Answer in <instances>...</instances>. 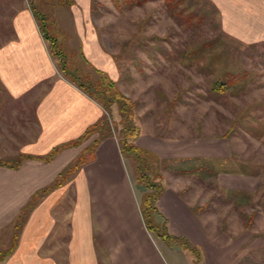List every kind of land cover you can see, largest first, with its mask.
Returning <instances> with one entry per match:
<instances>
[{
  "label": "rangeland",
  "instance_id": "rangeland-1",
  "mask_svg": "<svg viewBox=\"0 0 264 264\" xmlns=\"http://www.w3.org/2000/svg\"><path fill=\"white\" fill-rule=\"evenodd\" d=\"M72 1L0 0V47L14 37L15 15L29 10L49 37L45 41L49 52L54 50L58 71L64 69L67 78L101 106L118 142L127 112H121L117 92L134 103L133 122L147 133L223 143L230 151L227 168L256 175L261 183L240 206L246 214L255 212L250 230L240 211L227 202L233 201L227 190L219 201L215 190L189 176L163 172L164 177L168 185L182 188L193 206L208 207L200 212L204 224L211 235L225 233L236 241L239 264H264V212L257 206L264 202V46H243L226 36L207 0H175L170 6L167 0H92L90 16L79 18L84 26H95L102 46L114 58L119 74L114 81L110 73L83 60ZM179 10L184 11L182 17L194 14L193 19L185 23L174 18L172 12ZM215 82L225 84L223 93L211 91ZM0 111V150L27 138L26 132L35 133L31 111L14 114L6 106ZM15 159L0 158L9 163ZM125 159L141 202L145 188L137 181L136 164ZM71 206L69 191L56 217H65ZM16 232L14 225L0 230V257L12 248ZM150 235L165 264H203L191 251L163 241L158 231Z\"/></svg>",
  "mask_w": 264,
  "mask_h": 264
},
{
  "label": "crops",
  "instance_id": "crops-1",
  "mask_svg": "<svg viewBox=\"0 0 264 264\" xmlns=\"http://www.w3.org/2000/svg\"><path fill=\"white\" fill-rule=\"evenodd\" d=\"M74 1L73 27L82 56L87 64L117 81L114 58L102 46L95 26H84L79 18L90 16L92 0ZM208 1L217 9L226 36L243 46H264V0ZM13 27L14 37L0 47V109L6 106L14 114L31 111L35 133L32 130L24 140L10 141L14 146L0 150V158L45 156L81 138L104 118V110L58 71L29 10L15 15ZM140 130L136 145L163 160L230 158L221 142L152 135L142 126ZM97 139L98 134H93L81 145L63 149L50 162L30 159L18 169L0 165V230L12 227L32 198ZM164 180L159 208L168 219L170 233L199 248L203 264H239L236 241L225 233L211 235L194 211L196 206L184 198L182 188L168 185L166 176ZM257 181L255 176L242 174L221 173L218 177L223 190L248 194L261 185ZM69 191L71 209L57 218L55 211ZM0 264H165L144 223L140 198L114 135L99 141L70 181L39 199L14 252Z\"/></svg>",
  "mask_w": 264,
  "mask_h": 264
},
{
  "label": "trees",
  "instance_id": "trees-1",
  "mask_svg": "<svg viewBox=\"0 0 264 264\" xmlns=\"http://www.w3.org/2000/svg\"><path fill=\"white\" fill-rule=\"evenodd\" d=\"M175 0H167L168 6L172 5ZM208 1V0H207ZM210 4L211 2L208 1ZM74 3V0L72 1ZM213 9L217 13V9L213 4ZM33 11V10H32ZM34 16L38 14V12H34ZM174 13V18H181L182 22L189 23L194 14L190 16H183L184 11L179 10L178 13ZM44 27V26H43ZM40 32L43 35L45 40L49 39V37L44 33V28L40 29ZM57 41L56 38H52V44H55ZM54 50L50 51L51 56H53ZM62 55V53H57ZM83 57V56H82ZM83 60H86L83 57ZM62 63L65 65L66 62L62 60ZM61 73L64 77L67 78L66 71L64 69L61 70ZM68 79V78H67ZM70 80V79H69ZM72 81V80H70ZM73 82V81H72ZM75 83V82H73ZM76 84V83H75ZM77 85V84H76ZM211 91L215 94H221L225 91V84L220 82H215L212 84ZM117 94V101L122 104L121 112H127L126 116H124L123 122H126L123 129V138L119 142L121 153L123 157H129V159L133 160L136 164V174L137 181L145 188L142 200L140 202V211L142 217L144 219V223L148 231L151 230L158 231L159 237L166 241L169 244L179 245L180 248L186 249L194 253L198 258L199 262L203 261V255L199 248L192 245L188 240L181 237H176L172 235L169 231L168 219L161 212L159 208V200L162 194L165 191V177L163 172H168L176 177L180 176H189L193 179L194 182L207 186L216 191L214 194V199L219 201L225 199L224 193L226 190H223L218 184V177L221 173L228 174H242L249 176H256L253 174H246L241 171H233L227 168L229 162H231L230 158L228 159H213V158H187V159H173V160H163L158 157L155 153L143 149L136 145V140L140 135V128L134 124L133 117L135 111V105L128 98H125L120 93ZM109 99V98H108ZM125 120V121H124ZM108 129V131H106ZM98 134V139L74 162L68 165L56 178V180L47 188L39 191L29 202L27 206H25L20 212L17 220L14 224V229L17 231L15 234V242L12 248L6 253L2 254L0 257V263L3 262L8 256H10L17 245V241L23 227L26 223L27 217L30 212L35 208L37 202L40 198L46 196L54 189L63 186L65 183L70 181L71 177L79 170L82 164L86 162L85 156L89 153L92 155L94 153L95 146L99 143L101 139L106 136H113L112 130L109 127L108 119L104 117L99 123L95 126L89 128L86 133L79 138L78 140L60 145L54 148L49 154L45 156H31V155H20L12 162H6L5 160H0V165L4 167H10L13 169H18L21 164L30 159L40 160L43 162H50L59 152L68 147H77L81 145L84 141H86L91 135ZM264 190V186H263ZM228 197L232 196L233 201H227L229 203H233L236 211L240 213V215L246 219L245 226L247 230L253 225L255 212L251 214H246L243 210L240 209L242 206V198L250 199L251 194L242 191H234L227 190ZM220 193V194H219ZM224 197V198H223ZM219 198V199H218ZM224 201V200H223ZM259 209L264 212V202L259 201L257 203ZM208 208L206 205L194 207V211L199 215L201 211L206 210ZM246 209V208H245ZM259 210V211H260ZM255 211V210H254ZM243 264V263H241Z\"/></svg>",
  "mask_w": 264,
  "mask_h": 264
}]
</instances>
